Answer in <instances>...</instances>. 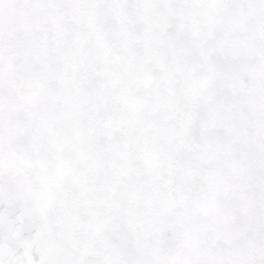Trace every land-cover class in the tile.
<instances>
[{
  "label": "snow or ice",
  "instance_id": "obj_1",
  "mask_svg": "<svg viewBox=\"0 0 264 264\" xmlns=\"http://www.w3.org/2000/svg\"><path fill=\"white\" fill-rule=\"evenodd\" d=\"M0 264H264V0H0Z\"/></svg>",
  "mask_w": 264,
  "mask_h": 264
}]
</instances>
